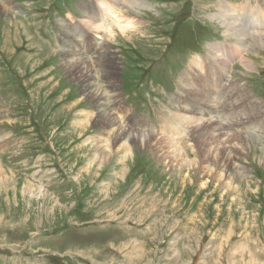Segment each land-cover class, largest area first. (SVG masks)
<instances>
[{
  "label": "rangeland",
  "instance_id": "374dc122",
  "mask_svg": "<svg viewBox=\"0 0 264 264\" xmlns=\"http://www.w3.org/2000/svg\"><path fill=\"white\" fill-rule=\"evenodd\" d=\"M141 1L149 6L142 7ZM141 1L111 0L123 4L143 32L132 43L121 40L112 45L98 42L91 31L97 21L91 15L100 9L98 0H80L70 12L66 3L64 19L51 11L50 0H0V56L13 61L30 95L24 96L20 83L13 81L5 90L6 99L0 97V163L13 177L0 179V264H264V156L260 151L264 133H257L264 122L256 124L257 116L264 117V42L255 39L264 33L257 31H264V0ZM4 9L10 15L2 16ZM58 12H63L61 7ZM218 16L241 23L250 42L239 56H246L247 65L239 58L232 62L229 80H233L222 93L228 98L226 115L230 116L224 127L234 124L230 131H222L237 130L238 137L256 138L259 145L244 154L237 141L226 142L227 134H220L223 142L218 151L217 144L200 150L197 131L209 114L187 125L184 138L178 139L182 155L178 161L172 159L166 143L161 149L155 142V146L128 142L127 158L120 141L113 144L115 157L108 167L96 162L90 170L98 147L91 142L110 133L104 123L90 119L98 113V102L82 100L77 80L67 74L66 60L78 58L88 64L103 92L105 108L130 130L173 138L176 135L168 132L167 125L180 117L194 120L200 115L171 104L172 100L185 105L177 98L179 80L200 69L199 57L215 64L212 59L217 53L212 47L237 46V32L229 36ZM43 32L57 43L54 52L60 70L52 73L46 65H55L49 59L43 62L45 54L38 51L45 46ZM119 44L123 82L149 79L152 71L150 79L159 77L160 83L155 93L145 82L144 91L142 82L137 84L139 94L124 93ZM90 45L98 49L91 51ZM148 62L157 68L147 71ZM4 72H0V85L7 77ZM59 77L63 79L58 81ZM67 86L73 88L64 95L67 91L61 89ZM202 88L215 90L214 85ZM27 99L32 112L25 105ZM222 151L231 152L227 165L202 164L204 153L212 156ZM25 182L35 187L33 193Z\"/></svg>",
  "mask_w": 264,
  "mask_h": 264
},
{
  "label": "bare ground",
  "instance_id": "6f19581e",
  "mask_svg": "<svg viewBox=\"0 0 264 264\" xmlns=\"http://www.w3.org/2000/svg\"><path fill=\"white\" fill-rule=\"evenodd\" d=\"M139 1H141V0H129V2L131 4H139ZM141 2H142V4H141L142 7H148L149 6V5H146L145 2H143V1H141ZM114 5H117V4H114ZM117 6H119V5H117ZM230 10H231V8H230ZM7 15H10V13L6 9H4V13L2 14V16H7ZM102 18H105V13L100 8L99 13L95 16V19L98 21V20H100ZM217 18L219 19L220 23L227 28V31H228L227 34L229 36L232 35V34H235L237 32V34H238L237 46L234 45V44H232V45L225 44L226 46H224V45H217V46H215L214 45L215 47H212V49L216 50L217 55L212 59V61H214L215 64H211L209 62H205L201 57H199L196 62L198 64V66L200 67V69H198V70H200V71H202L204 73L208 72L207 70H209L212 74H215L214 75V78L216 76V78L218 79L216 82H218L221 86H224V82L228 81L229 80V77L231 76L232 62L234 60H236L237 58H239V56L242 53V50L244 51L245 50L244 48H246L249 45L250 42H249V36H247V31H246V29L242 25H240L241 23L239 24L237 21H233V22L230 21V23H228L224 19L223 16H218ZM23 25H24V23H23ZM257 25H256V27H257ZM23 27H21V28H23ZM236 27L239 28V29L238 30H235ZM245 27H246V25H245ZM253 29H255V28H253ZM24 30H25V27H24ZM27 31H29V30H27ZM257 31L264 32L262 30H257ZM69 32H71V31H69ZM23 33H25V31ZM25 34H28V33H25ZM25 36H27V35H25ZM255 39H258L260 42L261 41L264 42V33L258 34L255 37ZM263 45H264V43H263ZM77 59L76 58H74V59L68 58L66 60V62H67V66H66L67 74H70L72 76V79L74 78V80L75 79L77 80L76 83L79 86V89H77V92L80 94L79 96H82L83 97L82 100L84 102H87V101H97L98 102V105L99 106L97 107V109H95V110H98V113L96 112L97 115H93L92 117H90V119L93 118V120L95 122H97V123L98 122L104 123L103 125H105V127L108 128V131L110 133L109 136H105L104 135L105 137L104 136H101L96 141H94V142L92 141L91 142L92 144H98V147L96 149L94 148L95 149L94 150V155H93L92 159L90 160V168H89L90 170H91V166L92 165L94 166V163H96V162H97V164L100 167L106 166V165L108 167V164H110V162L113 159V157H115L114 156L115 155V149L113 148V144L114 143H117V142H120V141H123V147H121V150H124V146H125V150L124 151L126 153L125 154V157H127V158L130 157L129 156L130 154H127V152L130 151V150H129V148L126 149V145L128 144V142L129 143L130 142H132V143H135V142H138L139 143V142H141L142 144L149 145V146L150 145L151 146H153V145L155 146V143H157V144H159V146L161 147V149H164V147H165L162 144L163 143H166L168 145V147L171 149L170 155H172V157H173L172 159L174 161H178V158H179V160L182 158L181 150H180L181 147L179 146V141H178V136H180L184 132V131H182V130L179 129L181 126H179V125L175 126V128L177 129V134L178 135L175 136V137H173V138H170V137L165 136V135H162V134H160V136H159V134H156V133H143V132H136V131L130 130L132 128L129 129V127H127V124H121L120 121L118 120V118L116 116H114V114L112 112H110L107 108H105V105H104V102H103V96H102V93L103 92L100 91L99 86L97 84V81L93 77V72L91 71V69H90V67L88 66L87 63H84V62L80 61L79 59L78 60ZM239 60L242 61V62H244V63H247L246 62V56L244 58H241L240 57ZM209 61H210V59H209ZM194 65H196V63L191 66L192 69H196V67ZM209 82H213V81L211 79H209ZM234 84L236 85L238 83L236 82ZM241 87H242V85L240 86V88ZM226 90H227V88H226ZM240 91H242V90H240ZM112 96H114V95H112ZM203 98H204V100H206L208 102V105H212V93L211 92L208 95L204 91L203 92ZM247 98H248V96H247ZM105 101H106V99H105ZM181 102H185V105L182 106V105L179 104L178 105L179 108L188 109L191 112L194 111V113H197V114L199 113L200 114L194 120H190L189 119L190 117L188 115L185 116V118L188 119V123L194 124L195 122H198L200 120V118H202V117L205 118V116L206 117H209V114L211 115V117L206 120V123H204V125L201 126L202 128H199L198 131H197L198 141H199L200 145H202V148L200 150H202L203 147L205 148V146H210L211 145V147H212V146H214V144H217L216 151H218V146H220L222 144V142H223L221 140V135L220 134H224V135L227 134L228 137L226 138L227 139L226 142H229L230 143V142H233V141H237V143H236L237 144V148L239 150H241V152H243L244 154H249V150L250 149H252L253 147H256V146L259 145V142L257 140H255L256 138L253 139V138H251L249 136H239L238 137V132H236L237 130H235V133H232V134L229 133V132H223L222 131L223 128H228V130H229V127L234 126V124H229L227 127H224L223 121L224 120H227V119L226 118H223L221 120V117H220L221 114L220 115H217V112H219V111L216 109V107H213V106L211 107L210 106V109H202L201 106L196 105V104L195 105H192V104L186 102L185 100H182ZM246 102H247V100H246ZM81 104L82 103L80 101H77V105H81ZM16 107H18V106H16ZM219 107H223V109L219 113L222 112L223 115H225L228 112L227 107H229V106H228L227 103H223ZM197 109H199V110H197ZM259 109H261V108H259ZM94 112L95 111H93V113ZM88 116H90V114ZM257 117L259 119H257L256 124H257L258 121L259 122L260 121L264 122V117L263 116H261V117L257 116ZM247 122H249V119H248ZM187 125H189V124H187ZM187 125H185V126L187 127ZM255 127L256 126H254L253 128H255ZM86 128H87V126H86ZM160 131H162V130H160ZM166 133H167V131H166ZM207 137H209V139ZM207 139L209 140V142L207 141ZM260 151L262 152V154L264 156V147H261V150ZM221 153H222L221 155H218V153H215L214 155L211 154L212 156L207 155V152L204 153V155L201 157L202 164L204 165L206 163L210 164L211 162H217L220 166L227 165L228 161L232 159V156L230 154L231 152H223L222 151ZM182 160H185V158H183ZM127 171L128 170H126L124 173H126ZM7 175H8V177H7ZM2 177L3 178H6L3 181H10L13 178L10 174H8L6 172V169L2 165V163H0V179H2ZM25 187H26V189L28 191H30L32 193L35 190V187L32 186L31 184H28L27 182H25ZM42 192L43 191L40 190L39 193L42 194ZM42 195L43 196H46V193H44Z\"/></svg>",
  "mask_w": 264,
  "mask_h": 264
},
{
  "label": "clouds",
  "instance_id": "9594fccd",
  "mask_svg": "<svg viewBox=\"0 0 264 264\" xmlns=\"http://www.w3.org/2000/svg\"><path fill=\"white\" fill-rule=\"evenodd\" d=\"M98 6L105 13V18L94 22L91 29L98 42L115 45L123 40L132 43L136 37L143 36L140 23L123 4L117 6L111 0H99Z\"/></svg>",
  "mask_w": 264,
  "mask_h": 264
}]
</instances>
